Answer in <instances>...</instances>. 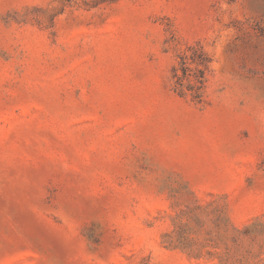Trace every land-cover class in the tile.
Here are the masks:
<instances>
[{
    "label": "rangeland",
    "instance_id": "374dc122",
    "mask_svg": "<svg viewBox=\"0 0 264 264\" xmlns=\"http://www.w3.org/2000/svg\"><path fill=\"white\" fill-rule=\"evenodd\" d=\"M0 264H264V0H0Z\"/></svg>",
    "mask_w": 264,
    "mask_h": 264
},
{
    "label": "trees",
    "instance_id": "16d2710c",
    "mask_svg": "<svg viewBox=\"0 0 264 264\" xmlns=\"http://www.w3.org/2000/svg\"><path fill=\"white\" fill-rule=\"evenodd\" d=\"M211 58L200 41L188 45L179 52L170 69L171 89L180 96H189L191 101L202 103L208 76L211 73Z\"/></svg>",
    "mask_w": 264,
    "mask_h": 264
}]
</instances>
